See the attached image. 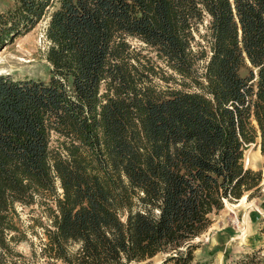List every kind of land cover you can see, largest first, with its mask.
<instances>
[{"label": "trees", "instance_id": "obj_1", "mask_svg": "<svg viewBox=\"0 0 264 264\" xmlns=\"http://www.w3.org/2000/svg\"><path fill=\"white\" fill-rule=\"evenodd\" d=\"M46 16L49 80L0 75V264H206L211 216L264 190V0H17L0 52Z\"/></svg>", "mask_w": 264, "mask_h": 264}, {"label": "rangeland", "instance_id": "obj_2", "mask_svg": "<svg viewBox=\"0 0 264 264\" xmlns=\"http://www.w3.org/2000/svg\"><path fill=\"white\" fill-rule=\"evenodd\" d=\"M16 3L17 0H0V14L14 8ZM48 22L46 16L30 33L2 49L0 74L12 75L16 79L49 80L51 66L46 57L48 42L45 37ZM134 44L141 45L138 42ZM53 145L56 146V143ZM245 167L254 171L263 170L264 157L259 147L252 145L245 152ZM57 187L62 193L59 183ZM258 196L251 201L245 197L244 201L227 202L219 214L211 216L210 229L193 242L198 245L195 252L197 261L206 264H264V190ZM52 199H38L32 205L17 204L15 224L18 231L14 235L22 239L12 245L17 255L31 259L33 248L40 251L45 228L51 225L48 217L55 207ZM166 257L160 254L134 264H164ZM44 263L40 258L35 261V264Z\"/></svg>", "mask_w": 264, "mask_h": 264}, {"label": "bare ground", "instance_id": "obj_3", "mask_svg": "<svg viewBox=\"0 0 264 264\" xmlns=\"http://www.w3.org/2000/svg\"><path fill=\"white\" fill-rule=\"evenodd\" d=\"M245 199H243L242 201H244Z\"/></svg>", "mask_w": 264, "mask_h": 264}, {"label": "water", "instance_id": "obj_4", "mask_svg": "<svg viewBox=\"0 0 264 264\" xmlns=\"http://www.w3.org/2000/svg\"><path fill=\"white\" fill-rule=\"evenodd\" d=\"M0 75H2V74H0Z\"/></svg>", "mask_w": 264, "mask_h": 264}]
</instances>
